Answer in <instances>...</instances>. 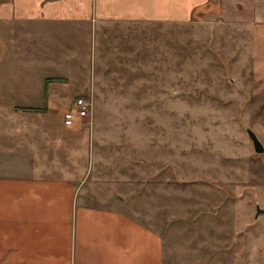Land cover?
<instances>
[{
	"label": "rangeland",
	"instance_id": "1",
	"mask_svg": "<svg viewBox=\"0 0 264 264\" xmlns=\"http://www.w3.org/2000/svg\"><path fill=\"white\" fill-rule=\"evenodd\" d=\"M206 11L0 24V144L74 177L89 202L117 201L159 232L164 264H264V152L246 131L264 144V88L249 26ZM80 96L88 114L66 126Z\"/></svg>",
	"mask_w": 264,
	"mask_h": 264
},
{
	"label": "crops",
	"instance_id": "2",
	"mask_svg": "<svg viewBox=\"0 0 264 264\" xmlns=\"http://www.w3.org/2000/svg\"><path fill=\"white\" fill-rule=\"evenodd\" d=\"M256 2L0 0V24L185 22L207 9L208 22L249 26L252 71L264 88V20L256 19ZM262 119L264 124V114ZM13 152L0 144V264H164L158 231L117 201L109 206L89 202L74 177L42 174L43 164Z\"/></svg>",
	"mask_w": 264,
	"mask_h": 264
},
{
	"label": "built area",
	"instance_id": "3",
	"mask_svg": "<svg viewBox=\"0 0 264 264\" xmlns=\"http://www.w3.org/2000/svg\"><path fill=\"white\" fill-rule=\"evenodd\" d=\"M88 114V102L85 97H77L74 108L64 113L63 121L66 125H73L77 116L83 118Z\"/></svg>",
	"mask_w": 264,
	"mask_h": 264
},
{
	"label": "water",
	"instance_id": "4",
	"mask_svg": "<svg viewBox=\"0 0 264 264\" xmlns=\"http://www.w3.org/2000/svg\"><path fill=\"white\" fill-rule=\"evenodd\" d=\"M246 131L252 140L254 150L257 153H263L264 152V144L260 140V138L258 137L257 133L254 130H252L250 127H246ZM263 213H264V207H261L260 205L257 204L255 217L257 218L260 214H263Z\"/></svg>",
	"mask_w": 264,
	"mask_h": 264
},
{
	"label": "trees",
	"instance_id": "5",
	"mask_svg": "<svg viewBox=\"0 0 264 264\" xmlns=\"http://www.w3.org/2000/svg\"><path fill=\"white\" fill-rule=\"evenodd\" d=\"M19 109L21 110H36L38 111L39 109H37L36 107H30V106H18Z\"/></svg>",
	"mask_w": 264,
	"mask_h": 264
}]
</instances>
